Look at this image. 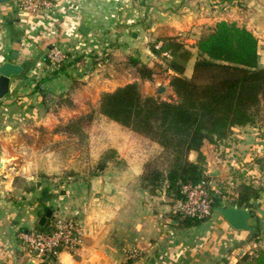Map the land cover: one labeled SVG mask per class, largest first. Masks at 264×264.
Instances as JSON below:
<instances>
[{
  "label": "crops",
  "instance_id": "1",
  "mask_svg": "<svg viewBox=\"0 0 264 264\" xmlns=\"http://www.w3.org/2000/svg\"><path fill=\"white\" fill-rule=\"evenodd\" d=\"M52 4L30 14L22 12L19 0L0 3V66L11 62L23 67L20 74L11 76L10 90L0 99V131L9 125L38 121L48 94L66 97L71 92L83 99L85 92L74 82L83 80L86 67L84 59L77 58L90 48L98 59L109 55L112 43L119 42L125 52L135 45L134 56L147 64V59L157 57L154 49L160 41L174 38L197 55L198 39L218 21L226 20L257 36L259 66L264 67V0H56ZM54 45L77 60L54 70L46 58ZM195 60L189 62L186 75H191ZM173 73L168 69L167 75ZM91 79L85 88L96 89V103L105 90L100 87L99 75ZM165 81V91L172 93L170 78ZM263 130L257 124L235 126L228 144L237 143L238 151L234 152L245 160H251L253 153L264 158ZM210 144L205 141L202 147L207 166L212 161L207 150ZM227 147L229 152L231 147ZM134 152L132 148L131 159ZM196 155L192 152L191 159ZM120 160L105 167L95 183L70 181L59 188L50 187L48 194L43 191L47 185H41L35 191L22 192L24 197L0 169V264L41 262L16 239V232L36 227L48 207L53 208V216L78 211L82 225L81 243L73 252H60L61 264H203L197 260L234 264L252 247H264V238L258 242L248 239L249 231L233 228L217 213L200 226H179L171 211L176 200L164 190L153 192L142 186L139 156L131 162ZM260 163L261 168L251 163L249 171L264 174V163ZM208 172L218 169L211 167ZM259 177L251 182L256 187V183L264 186ZM53 216L48 219L49 226ZM227 231L231 235L222 236ZM136 249L140 256L132 258L131 251Z\"/></svg>",
  "mask_w": 264,
  "mask_h": 264
},
{
  "label": "trees",
  "instance_id": "2",
  "mask_svg": "<svg viewBox=\"0 0 264 264\" xmlns=\"http://www.w3.org/2000/svg\"><path fill=\"white\" fill-rule=\"evenodd\" d=\"M195 46L197 55L194 56L183 41L174 38L164 41V48L173 58L167 69L174 72L169 81L174 98L144 95L140 83L133 81L102 92L98 105L101 115L148 140L138 155L142 160V186L153 192L164 190L176 201L185 197L184 185L211 180L202 151L205 141L216 145L226 143L238 125L257 124L264 128V67L259 66L257 36L236 22L220 20ZM194 57L193 70L188 76L185 71ZM138 59L133 57L134 62ZM60 66L64 68L65 64ZM139 71L146 78L154 74L147 65H141ZM110 152L105 159L117 162V150L110 149ZM192 152L197 153L196 159H191ZM43 191L48 194L51 189L46 187ZM263 192V188L245 181L236 201L245 207H254L259 200L264 204ZM216 197L214 194V201ZM215 205L213 202L212 214L221 215ZM172 217L181 227H197L208 220L177 214ZM259 220L260 232L250 239L257 242L264 238V222L261 217ZM36 227L51 230L48 223L45 226L37 223ZM230 235L227 231L222 236ZM40 264L61 263L56 255L48 253ZM234 264H264V248L257 246Z\"/></svg>",
  "mask_w": 264,
  "mask_h": 264
},
{
  "label": "rangeland",
  "instance_id": "3",
  "mask_svg": "<svg viewBox=\"0 0 264 264\" xmlns=\"http://www.w3.org/2000/svg\"><path fill=\"white\" fill-rule=\"evenodd\" d=\"M47 1L51 2L49 6L42 4L38 5L37 11H27L30 14L40 13L47 7L51 8L52 3L56 0ZM18 6L21 9L20 3ZM22 12L25 11L22 10ZM109 48V55L107 57L100 55L101 57L99 56L98 59L92 55L91 52L94 50L91 51V48L85 50L84 54L78 58L71 57L66 52L68 58L63 62L65 66L73 64L72 61L76 58L84 59L82 65L87 69L85 68L86 71L81 77L83 80L74 82L75 87L81 88L85 92L83 99H79L71 92H68L66 97L63 94L56 96L48 94L42 115L39 113L38 121L30 120L24 126L12 127L9 125L1 128L0 159L3 166L0 169L4 175L6 173L9 175L14 186L21 193L35 191L41 185L59 188L60 185L71 183L70 181L72 183L81 180L92 181L100 175L105 167L114 162L105 159L110 155V149L117 150L116 159H121L120 161L126 163L131 162L133 158L138 159L142 149L146 148L148 140L145 137L134 134L128 128L101 115L98 112L100 99L93 103L96 89H86L85 87L89 82H92L91 78L97 74L102 78L99 80L102 90H114L118 86H122L121 84L138 81L144 95H154L170 100L174 98L173 92L165 91L164 84L165 80L170 78V75H167V66L173 58L162 56L161 51L155 48L159 50L157 52L154 50L157 57L147 59L145 61L147 64H145L140 59L138 62L133 61L135 45L130 48L131 50L127 49L128 52L124 51L125 47L123 49L120 47L119 42L112 43ZM86 56L89 58L87 59ZM84 57H86V61ZM46 58L50 65V60L48 57ZM141 65H147L153 69L154 74L151 78L142 77L139 71ZM53 66L51 65V67ZM59 67L61 66L54 70ZM81 71L83 72V70ZM86 75L88 76L85 77ZM149 92L154 94H149ZM254 132L258 134L259 131ZM228 142L229 140L218 145L211 143L207 148L212 161L206 170L212 182L211 191L213 195L217 194L216 198H218L215 199L214 205L216 202L222 205L229 203L232 199L236 200L245 181L251 183L253 180H257L258 174H260L258 180L264 182L263 173L254 172L252 174L249 171L251 169H248L253 162L261 168L260 162L264 163V158L259 155L255 157V153H253L250 156L251 160H245L237 152H234L238 151L237 143L233 145L232 142L230 145ZM227 146L231 147L229 152ZM132 148L135 149V152L131 159ZM122 162L120 163L122 164ZM102 165L105 167L103 168ZM211 167L218 169V172L212 174L208 172ZM256 185L264 189L261 184L256 183ZM24 195L22 196L24 197ZM217 206L215 205V208ZM249 208L255 210L259 217L264 218V204L261 200L255 202L254 207ZM56 216H59L58 212L54 217ZM256 248L257 246H254L251 250Z\"/></svg>",
  "mask_w": 264,
  "mask_h": 264
},
{
  "label": "built area",
  "instance_id": "4",
  "mask_svg": "<svg viewBox=\"0 0 264 264\" xmlns=\"http://www.w3.org/2000/svg\"><path fill=\"white\" fill-rule=\"evenodd\" d=\"M21 9L25 12L37 11L38 5H50V1L42 0H20ZM28 10V11H27ZM157 49L161 54L170 58L171 52L164 48V42L160 41ZM48 59L53 68H57L68 58L66 51L58 45L49 49ZM211 180L198 184L184 185L182 192L185 194L183 199H179L172 207V213L183 217H197L199 219H209L213 213V193L211 189ZM51 230L45 231L39 228L28 230L20 229L16 232V239L33 255L42 260L43 256L52 253L59 257L62 250L73 252L81 243L82 225L79 220V212L72 215H59L53 218ZM140 256L139 250L131 251L132 258Z\"/></svg>",
  "mask_w": 264,
  "mask_h": 264
},
{
  "label": "water",
  "instance_id": "5",
  "mask_svg": "<svg viewBox=\"0 0 264 264\" xmlns=\"http://www.w3.org/2000/svg\"><path fill=\"white\" fill-rule=\"evenodd\" d=\"M13 0H0V3L3 2H12ZM138 53V51H137ZM22 66L6 62L0 66V99L7 95L10 90V80L11 76L15 74H20L22 71ZM3 166V163L0 159V168ZM95 183V180H94ZM226 221L237 230H246L249 231L248 239H252L254 234L260 232V220L259 215L255 210L250 209L249 207H245L240 205L235 199H232L229 203H224L222 205H218L216 208ZM53 216V210L48 209L44 215H42L39 219V225L45 226ZM264 222V218L261 220ZM178 224L177 221H175ZM264 233V229L262 230Z\"/></svg>",
  "mask_w": 264,
  "mask_h": 264
}]
</instances>
